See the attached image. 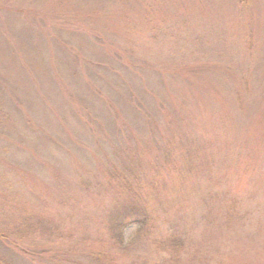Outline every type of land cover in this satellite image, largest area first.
I'll return each mask as SVG.
<instances>
[{
  "label": "rangeland",
  "instance_id": "1",
  "mask_svg": "<svg viewBox=\"0 0 264 264\" xmlns=\"http://www.w3.org/2000/svg\"><path fill=\"white\" fill-rule=\"evenodd\" d=\"M0 264H264V0H0Z\"/></svg>",
  "mask_w": 264,
  "mask_h": 264
},
{
  "label": "trees",
  "instance_id": "2",
  "mask_svg": "<svg viewBox=\"0 0 264 264\" xmlns=\"http://www.w3.org/2000/svg\"><path fill=\"white\" fill-rule=\"evenodd\" d=\"M134 209H131V210H129L130 212H133V213H136V215L138 214V216L140 217V219L139 220H136L135 222L137 223V229H136V231H137V233H139V235L141 234H143V236H147L146 234V232H145V227H147V224H148V221H149V218H148V216L145 214V212H140V211H138V210H135V209H137V207H133ZM136 211V212H135ZM138 212H140V213H138ZM116 224V226L118 227V226H120V225H124V222H116L115 223ZM115 224H112L111 223V226H113V225H115ZM112 236H115V235H112ZM115 239L116 240H118V241H120V242H123V235H122V233L120 232L116 237H115ZM166 243H168L169 244V246L171 247V249H173V248H175L177 245H179L180 244V241L179 240H169V241H167Z\"/></svg>",
  "mask_w": 264,
  "mask_h": 264
}]
</instances>
